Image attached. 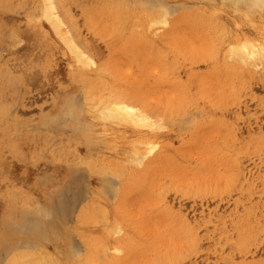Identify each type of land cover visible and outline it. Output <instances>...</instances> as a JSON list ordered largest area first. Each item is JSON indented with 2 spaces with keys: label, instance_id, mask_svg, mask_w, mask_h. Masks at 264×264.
<instances>
[{
  "label": "rangeland",
  "instance_id": "374dc122",
  "mask_svg": "<svg viewBox=\"0 0 264 264\" xmlns=\"http://www.w3.org/2000/svg\"><path fill=\"white\" fill-rule=\"evenodd\" d=\"M259 1L0 0V264H264Z\"/></svg>",
  "mask_w": 264,
  "mask_h": 264
},
{
  "label": "bare ground",
  "instance_id": "6f19581e",
  "mask_svg": "<svg viewBox=\"0 0 264 264\" xmlns=\"http://www.w3.org/2000/svg\"><path fill=\"white\" fill-rule=\"evenodd\" d=\"M250 1V0H249ZM256 2H258V0H255ZM263 1V0H262ZM261 1V2H262ZM260 2V1H259ZM260 2V3H261ZM60 3V2H59ZM260 3H257V5L256 6H258ZM250 4V3H249ZM252 4V3H251ZM262 5L264 4L263 2L261 3ZM247 5V4H246ZM55 6H56V4L54 5V3L53 4H51V5H49V6H47V11H46V14L45 15H47V17L49 18V19H51V18H54V16L55 17H57V18H59V16L55 13V12H53L54 11V8H55ZM264 6V5H263ZM262 6V7H263ZM49 7V8H48ZM57 7V6H56ZM254 7V6H253ZM259 7V6H258ZM63 8V7H62ZM260 8V7H259ZM67 10H68V8H66ZM262 9V8H261ZM256 10V9H255ZM44 11H45V9H44ZM54 15V16H53ZM53 20H56V19H53ZM60 22V21H59ZM62 22V21H61ZM61 22H60V24H61ZM55 24V23H54ZM56 26H58L59 24H58V22L55 24ZM237 48H239V47H237ZM256 48H258V46L257 45H255L253 42L251 43V42H247V43H245V44H243L240 48H239V52H237V53H239V54H241V53H244V55L246 56V57H248V56H253L256 52L255 51H253V50H251V49H256ZM234 49H236V48H234ZM252 51V52H251ZM243 55V54H242ZM244 56V57H245ZM80 57H81V60H82V55H80ZM245 57V58H246ZM103 112H104V110H103ZM107 116L108 117H111V119H113V118H121V119H124V120H126V121H133V122H140L139 121V118L141 117L137 112H136V110L133 108V107H131V106H129V105H127V104H124L123 102H116V103H114L108 110H107ZM108 119V118H107ZM118 122V121H117Z\"/></svg>",
  "mask_w": 264,
  "mask_h": 264
}]
</instances>
